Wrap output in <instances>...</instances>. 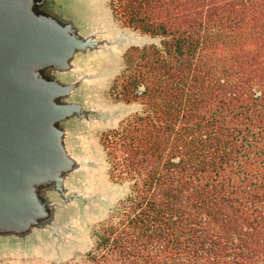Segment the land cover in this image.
Masks as SVG:
<instances>
[{"label": "trees", "instance_id": "trees-1", "mask_svg": "<svg viewBox=\"0 0 264 264\" xmlns=\"http://www.w3.org/2000/svg\"><path fill=\"white\" fill-rule=\"evenodd\" d=\"M132 46L103 135L129 182L77 264H264V0H111Z\"/></svg>", "mask_w": 264, "mask_h": 264}, {"label": "water", "instance_id": "water-1", "mask_svg": "<svg viewBox=\"0 0 264 264\" xmlns=\"http://www.w3.org/2000/svg\"><path fill=\"white\" fill-rule=\"evenodd\" d=\"M39 7L38 0H0V248L63 244L77 212L109 200L87 181L95 163L83 132L116 116L87 99L105 74L90 60L139 42L107 25L83 32L58 24ZM47 70L67 80L41 77Z\"/></svg>", "mask_w": 264, "mask_h": 264}, {"label": "rangeland", "instance_id": "rangeland-1", "mask_svg": "<svg viewBox=\"0 0 264 264\" xmlns=\"http://www.w3.org/2000/svg\"><path fill=\"white\" fill-rule=\"evenodd\" d=\"M39 12L52 16L58 24L69 23L76 30L107 25L110 32L136 35L139 42H130L113 53H101L90 60L94 71L105 73L92 82L87 99L108 112H116L114 119L96 124L84 130L82 142L90 159L95 163L88 176V186L94 192L108 196L107 201L93 205L90 212H77L73 231L63 244H40L30 248L1 247L0 264H77L82 263L88 253L97 251L96 231L114 215V209L129 192L130 183L121 182L110 173V164L102 143L103 135L117 128L124 120L142 109L138 103L126 104L115 99L113 85L124 70V54L132 46L155 44L161 46V38L151 37L138 30L128 28L114 16L111 0H38ZM40 75V73H38ZM43 78L63 84L66 79L60 72H41ZM67 77H70L68 75ZM62 124L69 125L65 120Z\"/></svg>", "mask_w": 264, "mask_h": 264}]
</instances>
